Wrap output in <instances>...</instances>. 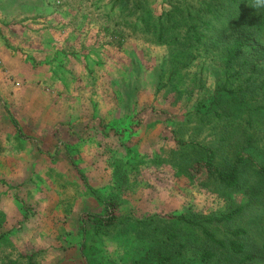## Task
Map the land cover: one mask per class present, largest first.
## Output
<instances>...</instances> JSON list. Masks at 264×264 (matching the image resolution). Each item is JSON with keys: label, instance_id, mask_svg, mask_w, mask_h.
<instances>
[{"label": "rangeland", "instance_id": "1", "mask_svg": "<svg viewBox=\"0 0 264 264\" xmlns=\"http://www.w3.org/2000/svg\"><path fill=\"white\" fill-rule=\"evenodd\" d=\"M227 5L0 0V264H150L162 249L207 264L212 246L172 215L238 208L207 227L246 229L264 264V70H226ZM253 13L264 47V8ZM208 149L222 169L244 155L239 187L195 170ZM109 201L118 223L83 245V214Z\"/></svg>", "mask_w": 264, "mask_h": 264}, {"label": "trees", "instance_id": "2", "mask_svg": "<svg viewBox=\"0 0 264 264\" xmlns=\"http://www.w3.org/2000/svg\"><path fill=\"white\" fill-rule=\"evenodd\" d=\"M228 5L224 7L225 14L223 28L217 29L216 32L223 40L229 43L226 47L224 65L227 71L237 69V74L243 70H251L252 73L262 72L264 70V47L258 42L256 32L250 31L247 24L253 19L252 12L258 8H264V0H226ZM209 6L211 3L206 2ZM194 26V25H193ZM193 28V36L197 44L202 43L203 38H207V33L198 31L197 26ZM209 30V26H206ZM253 53L252 60L247 59ZM247 59V60H246ZM262 68V69H261ZM15 126L19 125L14 121ZM68 149V148H67ZM69 150V149H68ZM206 159L197 162V171L204 170L211 178L217 179L221 184L228 188L240 186L242 177L243 164L245 157L243 154L238 155L228 169H222L216 163V153L207 150ZM264 172V168L262 169ZM193 175H195L193 173ZM242 212L238 208L222 214L217 217L210 218H192L185 213L173 214L172 216L179 219L182 223L199 229L205 240L212 246L202 254V259L207 264L213 262L217 264H227L232 258L241 257L240 264H256L257 256L252 251L246 240L247 230L238 228L232 232V237L228 239H220L208 227L212 223H230ZM80 234L82 243L85 245L88 228L92 227L95 232L100 233L101 230L116 225L119 221V204L117 201H109L106 203L105 213H85L82 218ZM172 240H175L177 233H170ZM150 264H175L173 256L168 250H159L155 261Z\"/></svg>", "mask_w": 264, "mask_h": 264}]
</instances>
